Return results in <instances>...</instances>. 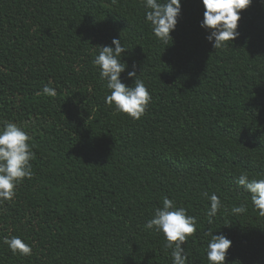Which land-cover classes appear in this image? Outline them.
<instances>
[{
	"label": "trees",
	"instance_id": "16d2710c",
	"mask_svg": "<svg viewBox=\"0 0 264 264\" xmlns=\"http://www.w3.org/2000/svg\"><path fill=\"white\" fill-rule=\"evenodd\" d=\"M181 5L165 44L144 0H0V125L23 127L35 152L32 177L0 203V264H172L163 234L144 229L164 196L197 220L186 264H209V229L232 241L226 264H264V216L237 184L264 179V0L216 50L201 0ZM113 38L127 48L122 82L135 64L151 94L140 119L105 103L93 59ZM204 193L222 202L211 225Z\"/></svg>",
	"mask_w": 264,
	"mask_h": 264
},
{
	"label": "clouds",
	"instance_id": "9594fccd",
	"mask_svg": "<svg viewBox=\"0 0 264 264\" xmlns=\"http://www.w3.org/2000/svg\"><path fill=\"white\" fill-rule=\"evenodd\" d=\"M253 0H201L204 7L203 19L200 26L208 35L206 39L216 50L239 37L238 22L241 11L252 4ZM145 20L150 23L153 35L162 43L167 44L170 33L175 30L181 13V0H144ZM121 40L113 38L111 45L100 46L98 54L94 56L93 64L99 69V76L106 81L109 94L105 96V103L114 106L115 110L127 114L133 119H140L148 104L151 94L142 79H138L135 71L127 72L128 78L134 79L131 86L121 80V74L126 70V63L122 56L126 53ZM42 94L55 96L56 90L45 85ZM30 136L23 127L12 121H5L0 125V203L11 200L20 182L31 178V160L35 157ZM237 184L250 194L252 205L264 216V179H249L246 173L239 175ZM210 202L207 210L209 224L213 223L222 202L212 193H204ZM246 206L241 204L232 207L233 214H242ZM144 229L155 230L163 234L165 247L172 249V264H186L187 255L182 246L197 230L196 217L189 215L184 207L177 206L168 196L162 198V204L154 211L153 216L146 221ZM210 239L207 242L206 257L209 264H226V255L232 241L224 234L214 235L211 229L206 233ZM3 243L14 253L30 255L32 246L19 236L6 237Z\"/></svg>",
	"mask_w": 264,
	"mask_h": 264
}]
</instances>
